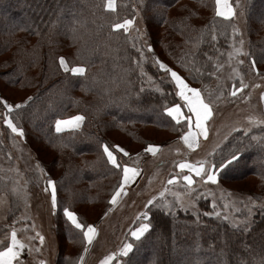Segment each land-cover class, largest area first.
<instances>
[{
	"label": "trees",
	"instance_id": "16d2710c",
	"mask_svg": "<svg viewBox=\"0 0 264 264\" xmlns=\"http://www.w3.org/2000/svg\"><path fill=\"white\" fill-rule=\"evenodd\" d=\"M135 2L145 11L144 22L152 52L147 51L145 42L137 34L111 28L113 23L134 17L131 0H116L115 12L104 10V0H0V90L26 93L27 96L14 103L32 97L24 107L13 110L11 118L23 130L26 146L32 149L31 143H35L54 152V158L46 166L32 149L36 161L46 167V175L36 167H16L13 164L17 154L15 135L8 128L0 129V250L8 242L10 225L27 224L22 217L27 200L31 193L45 190V180L50 178L56 182L58 199V208L52 213V228L63 243L56 264L70 263L69 250L78 255L84 249V241L82 233L63 216V208L74 211L85 225H101L110 213L108 201L121 180L122 167L116 169L107 163L101 145H108L114 153L113 146L119 145L130 154V162L139 163V156L145 154L149 144L172 143L173 146L178 142L186 131V122L177 125L164 108L181 102L175 95L170 75L153 65V56L161 62L162 56L174 62L170 52L177 53L178 61L173 66L163 63L180 72L191 85L206 89L203 95L213 94L214 115L219 114L217 109L221 106L225 110L246 109L251 105L246 92H239L235 97L227 95L234 85L239 86L240 78H233L229 85L224 82L221 70L216 76L210 75L215 71L214 62L219 64L228 58L233 25L232 19L229 23L216 17L214 6L212 12H207L205 7H211L212 0ZM247 2L244 10L248 14L250 55L257 70L264 72V0ZM6 9L7 18L2 14ZM249 13H256L254 19H250ZM213 21L217 27L216 41L210 35ZM149 26L158 35L156 41L151 38ZM204 29L207 31L198 49V59L190 63L185 53L192 49V42L200 39ZM137 47L143 48L146 57L143 76L132 64V58H139ZM61 56L69 67L83 66L85 74L64 72L59 66ZM197 67L202 71L197 72ZM221 92L224 96L216 100ZM8 98V102H13ZM76 115L84 117L79 129L55 131L57 119ZM234 132L225 136V142L205 150H200V146L196 153L204 150L198 161L210 165H219L229 154L237 153L238 160L216 172L217 183L212 186L215 190L220 185L241 180L255 182L260 196L249 195L256 201L255 206L248 201L251 206L237 211L242 221L240 227L234 228L233 221L224 220L223 215H205L213 211V206L211 199L203 194L208 188L202 186L199 177H195L201 183L195 185L196 210L179 206L172 210L165 208L166 203L174 202V192H184V184L167 185L174 172L170 170L162 184L163 191L165 188L169 191L157 198L160 206L154 201L145 207L151 224L149 231L139 240L129 237L133 249L127 256L116 255L121 257L119 264H218L221 259L226 264H260L264 257V207H261L264 204V125L249 124ZM161 134L168 139L158 144ZM212 136L207 143L212 142ZM183 154L187 159L193 155ZM116 155L119 160L123 158L122 153ZM169 156H160L155 166L167 165ZM10 168L18 169L19 175ZM17 181L20 192L13 194ZM136 226L137 221L130 223L124 231L125 237Z\"/></svg>",
	"mask_w": 264,
	"mask_h": 264
},
{
	"label": "rangeland",
	"instance_id": "374dc122",
	"mask_svg": "<svg viewBox=\"0 0 264 264\" xmlns=\"http://www.w3.org/2000/svg\"><path fill=\"white\" fill-rule=\"evenodd\" d=\"M131 2L133 5L135 15L133 17L134 19L132 18L133 24L129 27L128 32L132 34H137L142 39L143 43L145 41L149 43L148 31L146 29V25L144 22L145 11L142 8L140 9V7L136 5L135 0H131ZM240 2L243 5V7L236 8L235 11L237 15L231 18L233 20V25H235L239 29L240 34L237 36H233V34H231V43L229 46L228 53L232 51L233 45L235 47H240L239 41L243 40L244 41L243 49L245 52L249 53V55L236 57L231 61V65H229L228 63V58L226 59V61H221L219 64L224 65V67L221 69V73L225 83L230 85V83L233 81L232 80L233 78L241 79L242 77L243 82L248 87L242 89L241 92H246V94L248 95V99L251 102V105L246 109L239 107L236 109L225 108L224 110L223 106H221L220 109H217L219 111V114L214 115L213 113V116L210 118L207 124L208 137L207 138L200 137L197 142L199 146L194 150H190L185 145H182L179 139L178 142H175L173 146H171L172 143L170 144L164 143L166 145H158L159 151L155 156H153L151 153L145 152L144 155L139 156V159L141 160V162L139 163L130 162L131 159L130 155L128 157L125 156H123V158L120 157L119 160V155H118V160L121 162L122 165L126 163L130 167L138 168L139 176L132 185L125 188L126 194L122 193V195L117 201V204L114 206L111 205V211L105 218L104 222L101 225L95 226V228L97 229V234L92 244L88 246V252L84 253V251L82 250V252H79L78 255H74L73 254L74 251L72 252L71 250H69V254L72 255H70V263L67 262V264H76L79 256L82 254L84 255L83 264H99V261L101 259L112 253H115L116 255H120V249L123 247V244L129 242L128 241L129 237L133 238L131 235H128L126 237L124 235V231L128 228L130 223H132L133 221H137V226L135 228L139 227V224L141 222L148 223V221H141L137 217L140 213L145 212V205H147V201L149 199H151L153 196L159 198V193L163 191L162 184L166 176V173L169 175V171L172 170L174 171L173 176L179 175V173L182 172L176 167L178 163L187 161L189 163L195 164L199 162L198 156L202 155L203 151L207 149L208 146L209 149H211L215 144L225 142V136L227 134L234 135L235 133L234 131H236L234 129H238L240 127L245 128V125L248 126L249 124L255 126L264 125V100H261V95L264 94V72L258 71L256 65H255V70H253L252 68L253 58L251 57L252 55H250V50H249L250 34H248V20H247L248 14L244 10L245 4L246 3L248 4V2L247 0H240ZM230 3L233 4V6H235L236 0H230ZM258 5L262 7L261 3H258ZM213 6L215 11L214 0H212L211 7L210 5L205 7L207 12L209 13L212 12ZM7 10L8 9H6L2 13L3 16L6 18L8 17ZM241 12H243V15H240ZM255 16L256 13H251V14L249 13L250 19H254ZM256 24L257 22L254 21L253 25L256 26ZM149 27H150L149 30H150L151 38L154 41H156V39H158V35L156 34L155 29L151 28V26ZM262 35H260L258 38L256 37L254 41L259 40V38ZM7 57L8 56H6V59ZM170 57L172 61L177 63L178 61L177 53L170 52ZM162 58L164 59L163 62L165 64L169 66H173L174 62L166 60L164 56H162ZM236 60H242L243 64H237ZM153 65L158 66L154 63ZM71 67H83V66L75 65V66H70V68ZM233 67L237 69V71L239 72V76L232 73ZM176 72L182 78H184L180 72L178 71ZM187 83L190 85V87H195L191 85L189 82ZM1 85L2 83L0 82V86ZM1 90H0V99L6 100L8 102L6 98L9 97L10 99L9 98L8 99L13 102H8V103L12 105L23 103V102H18V103H14V102L20 100L22 96L24 97L26 93L23 92L17 93V92H13L12 90H8L6 88ZM180 102L181 104L183 103L182 101ZM13 110H15V108ZM5 111L6 110L3 108V105L0 104V129L2 128L7 129V127L3 123V116L5 114ZM183 111L187 112L186 109H183ZM248 112H253V113L247 115ZM69 118L70 117L63 118L60 120H67ZM80 124H82V122ZM185 127L187 129V122L185 123ZM8 130L11 132L10 129ZM14 135H15V142L17 144V149H16L17 154L15 156L13 164H15L16 167L20 166V168L23 167L25 169H32L36 167V164L38 163L44 169V173L45 171L47 172L44 164L46 165L51 163V160L54 158V152L44 149L40 145H36L35 143H31L32 149L36 151L37 155L40 156L41 161L44 164L37 159L40 162L39 163L36 161V158L34 156L36 155V153L25 145L23 141L24 139H21L16 134ZM210 136H212L213 138H212V142L210 141L209 144L207 142ZM167 139H168L167 136L161 134L158 137L157 142L158 144H161L163 143L164 140ZM117 141L121 142V138H118ZM199 147L201 148L200 150L204 148L205 149L199 154H197L196 151L199 149ZM186 152L193 153V155H189V158L187 159L186 157H184L183 154ZM13 155L15 154L13 153ZM165 155L167 156L170 155L169 159L167 160L168 164L167 165L164 164L163 167L155 166L158 158L160 156H165ZM262 162L263 160L261 161V163ZM206 164L210 165L209 163ZM122 175L123 173L121 174V179H122ZM180 181L182 180H177L175 184H184L183 181L182 182ZM198 182L199 181L197 180L196 185L201 184ZM214 185L211 182H209L208 184L202 183V186L204 188H208V189H204L205 190V192H203L204 196L209 197L211 199V205L213 207L215 206L216 211L220 212L221 215L223 216H228L229 219H231V221L233 222H242L240 220V217H238L237 215V211H240L241 209H247L249 206H251L250 204H247L249 195L250 196L255 195L257 197L260 196L258 190L256 189V184L252 180H244V181L241 180L234 183L220 185L219 187H217L218 188L217 190L213 189L215 187ZM212 186L214 187L212 188ZM183 197L184 196H182L183 203L185 205L184 208L196 210V207L193 208L189 206L190 202L188 198L187 197L183 198ZM225 204L228 205L227 209H225L224 207ZM52 213L53 210L51 208V190H48L47 192L43 190L37 194L34 192L30 194V198L27 200V204L25 206V210L22 215V217L26 221L25 223H27L28 225L24 224L23 226L20 227L14 225L9 226L8 229L9 233L12 228H15L17 230L18 239L22 240L27 246L25 248L26 251L24 249L21 252V255H24L25 252L27 254L26 264H38L39 260L43 259L44 256H46L47 259V256L50 255L52 257L53 254H54V260H52L51 263V258H50V264H56L58 250L60 245H63V243L61 242L60 237L53 232ZM135 228H133L132 231H134ZM36 232H39L41 235L45 237V241L43 245L40 244L38 238L31 240L29 239V237H35ZM9 238L10 237L8 235L7 241ZM28 247H31L33 249L31 253H29ZM35 248H40L41 251L36 252ZM81 248H82V243L79 249ZM65 252L68 253V250L65 249ZM116 255L114 257L112 264H119L121 261V257L118 258Z\"/></svg>",
	"mask_w": 264,
	"mask_h": 264
},
{
	"label": "snow or ice",
	"instance_id": "6c2138e0",
	"mask_svg": "<svg viewBox=\"0 0 264 264\" xmlns=\"http://www.w3.org/2000/svg\"><path fill=\"white\" fill-rule=\"evenodd\" d=\"M215 3V16L216 17H222L225 21H229L231 23V18L237 15L235 9L236 8H242L243 5L241 4L240 0H236L235 6L230 3V0H214ZM103 8L105 11H116V0H104ZM240 15H243V12L240 13ZM134 19V18H133ZM133 19H124L122 23H113L111 25V28L113 31L123 29L124 32H128L129 27L133 24ZM232 26V34L233 36H237L240 34L239 29L235 25ZM73 31H75L73 29ZM207 31V29L201 30L200 33V39L195 40L192 42V49L185 53L186 57H189V62L192 63L195 60L198 59V49L200 44L203 42V36L204 33ZM217 27L216 22L213 21V27L211 29L210 35L211 40L216 41L217 40ZM240 47L232 46V51L228 53V63L231 65V61L235 59L238 56H248L249 53L245 52L243 49L244 41H239ZM145 46L147 48L148 52H152L153 48L152 45L147 43L145 41ZM135 47V45H134ZM137 52H139V58H132V64L136 65L140 69V74L143 76L146 73L143 69V63L146 59L143 48L137 47ZM205 56L208 54L205 53ZM154 64L159 66V69L163 72L170 75L172 82L175 84V95L179 98L180 101L183 103H173L170 107H165L164 111L165 113L171 117L173 121L176 122L177 125L181 124V121L187 122V128L188 130L183 133L179 137L181 141H183L184 145L190 149L194 150L199 145L197 143L198 137H208V127L206 122L210 120V118L213 116L214 113V99L213 94L209 93L207 96L203 95V92L206 91V89H198L195 87H190V85L186 82L184 78H182L176 71L173 69L167 67L163 62H161L158 58L155 56L152 57ZM212 57H209V60H211ZM237 64H243L242 60H236ZM59 66L61 69H63L65 72H71L73 75H84L85 74V68L84 67H69L68 62L66 59L61 56L59 57ZM212 67L215 69V71L211 72L210 75L216 76L218 72L224 67L223 64L213 63ZM252 68L255 70V61L253 60ZM197 72H201L202 69L197 67L195 69ZM232 73L239 76V72L236 68H232ZM248 87L241 77L239 86H233L232 90L227 93V95L231 97H235L237 93L241 92L242 89ZM141 91H143V88H141ZM222 96H224V92H221L219 96H216L215 99L219 100ZM247 98V97H245ZM32 97H28L27 100H25L23 103H18L15 105L9 104L6 100L0 99V104L3 105V108L6 110L5 114L3 116V123L4 125L11 130L12 133L19 136L21 139L24 137L23 130L13 122V119L11 118V114L13 112V109H20L24 107L25 104L30 101ZM261 100H264V94L261 95ZM183 109H187V112H184ZM193 117H195V129L196 131H193ZM84 117L81 115H76L73 117H70L67 120H60L57 119L55 122V131L57 133L62 132L65 128H78L80 126V123L83 121ZM183 127V125H181ZM236 130V129H234ZM227 139V137H225ZM103 148V153L107 157V163L112 165L113 168L120 169L122 167V179L119 182V186L115 189L114 193L111 196V199L108 201L111 205H116L118 199L123 194H126L125 186L129 184L131 181L135 180V178L139 175V169L136 167H130L128 164H121V162L117 159L116 153H122L123 156L128 157L130 154L119 145L113 146L115 148V153L110 150V147L106 144L101 145ZM144 151L146 153H151L153 156L157 154L159 151L158 145L149 144ZM139 155V154H137ZM9 160H11V155L8 157ZM238 160L237 153L233 152L229 154L228 157H225L219 165L212 163L211 165H207L204 161H199L195 164L189 163L187 161L180 162L176 165V167L183 172L184 170L187 171L188 174H181L178 176H172L168 181V185H173L176 183L177 180H182L184 182V192H174L173 196L175 197V200L173 203L168 204L166 203L164 205L165 208L172 210L176 206H179L181 208H184L185 205L183 203L182 196H186L190 202V206L195 208V199L197 198V188L195 185L197 184V181L195 177H199L200 182L203 184H208L211 182L212 184L217 183V175L216 172H218L220 169L225 168L228 164H230L232 161ZM36 168L41 172L44 173V169L37 163ZM10 171H16L17 175H19V170L10 168ZM2 171V169H0ZM46 175V173H45ZM55 181L52 179H46L45 180V191L51 190V208L53 212L56 211L58 208V199H57V189L55 187ZM20 185L19 181L16 182V186L13 187L12 191L13 194H18L20 192ZM24 188L27 187V184L23 185ZM169 191L168 188H165L164 191H161L159 193L160 197H163L165 195V192ZM211 194V193H209ZM154 201L156 202V206H160L159 201L157 200L156 196H153L151 199L147 201V207L148 205H153ZM248 201L255 206L256 201L249 197ZM0 202H2V197H0ZM225 209L228 208V205H224ZM261 207H264V204H261ZM111 211V209H109ZM251 211V209H249ZM107 215V212L105 213ZM205 215L209 216H216L220 217L221 213L215 210V206L213 207V211L211 213H205ZM63 216L66 218L68 222L72 225L73 228L79 230L83 235V241H84V253L88 252V246L92 244L93 240L96 237L97 229L94 225L88 224L85 225L80 221L77 214L69 210L68 207L63 208ZM141 221H148L149 216L147 212L140 213L137 217ZM224 220H228V216L223 217ZM15 223V222H14ZM242 222H233L232 226L234 228H239L240 224ZM27 227V226H25ZM34 227V226H33ZM151 227L150 223L141 222L139 224V227L135 228L134 231L131 232V236L135 240H139L142 236H144L145 233L149 231ZM9 235L8 242L6 246H3V250H0V264H23V260L21 259V252L27 247L26 244L18 239L17 236V230L15 228H12ZM39 239V242L41 245L44 244L45 237L41 235L39 232L35 233V237H29V239ZM209 247H212V245H209ZM133 249V244L130 242H126L123 244V247L120 249V255L127 256L128 253ZM29 253L33 251L31 247H28ZM36 252H40V248H35ZM115 253L109 254L105 256L103 259L99 261V264H112ZM84 261V255H80L78 258V261L76 264H83ZM38 264H47L46 260L40 259ZM218 264H226V261L221 259ZM243 264V262H241ZM260 264H264V257L261 258Z\"/></svg>",
	"mask_w": 264,
	"mask_h": 264
},
{
	"label": "crops",
	"instance_id": "0c3cea01",
	"mask_svg": "<svg viewBox=\"0 0 264 264\" xmlns=\"http://www.w3.org/2000/svg\"><path fill=\"white\" fill-rule=\"evenodd\" d=\"M187 110V109H186ZM194 121H195V117H193V131H196V129H195V123H194ZM206 124H208V121L206 122ZM80 126H81V124H80ZM80 126L78 127V128H80ZM78 128H75V129H78ZM66 130H72V128H65L63 131H66ZM188 130V128L186 129V131ZM185 131V132H186ZM183 135V134H182ZM200 137H198L197 138V142H198V139H199ZM203 138V137H202ZM180 141V143L182 144V145H184V143H183V141H181V140H179ZM186 170H184L183 172H182V174H186L187 172H185ZM139 176V175H138ZM138 176L135 178V180H133V181H131L129 184H127L126 186H125V188L126 187H128V186H130V185H132L135 181H136V179L138 178ZM3 250V249H2ZM25 251H26V249H25ZM50 258H51V263H52V260H54V254H53V256L51 257L50 255L49 256H47V259H46V256H44L43 257V259L44 260H46V262H47V264H50ZM21 259L23 260V264H26V261H27V254H26V252H25V254L24 255H21ZM39 260V259H38Z\"/></svg>",
	"mask_w": 264,
	"mask_h": 264
}]
</instances>
